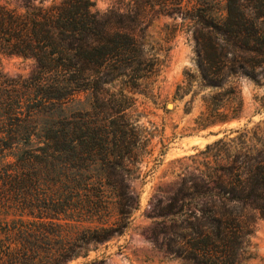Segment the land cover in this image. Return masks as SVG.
Segmentation results:
<instances>
[{"label":"trees","instance_id":"trees-1","mask_svg":"<svg viewBox=\"0 0 264 264\" xmlns=\"http://www.w3.org/2000/svg\"><path fill=\"white\" fill-rule=\"evenodd\" d=\"M128 1L133 9L111 13L190 20L203 84L219 87L241 74L264 80V0H219L220 16L211 0ZM103 15L93 0L25 4L23 11L0 4V54L35 63L24 80L0 69V189L6 187L21 214L35 220L23 230L0 222L6 234L0 264H66L85 257L90 245L121 235L137 208L138 195L127 192L135 144L124 108L111 107L96 121L89 101L101 99L99 84L128 77L144 62L143 45L133 29L113 30ZM82 92L89 96L85 109L77 99ZM210 110L202 127L238 117V108ZM251 155L235 168L232 183L225 179L229 167L221 166L219 191L208 196L220 204L207 208L204 229L189 241L195 264H241L245 222L233 207L248 206L264 217V145ZM67 220L96 224L68 236L61 222Z\"/></svg>","mask_w":264,"mask_h":264},{"label":"rangeland","instance_id":"rangeland-1","mask_svg":"<svg viewBox=\"0 0 264 264\" xmlns=\"http://www.w3.org/2000/svg\"><path fill=\"white\" fill-rule=\"evenodd\" d=\"M57 1L0 0V4L23 11L25 4L48 6ZM93 1L99 13L105 14L108 27L133 29L143 45L144 62L132 66L128 77L99 84L101 99L89 101L93 104L90 115L96 121L107 116L111 107L112 111L118 105L124 108L135 144L128 159L127 192L138 195V205L121 235L90 245L87 256L66 264H195L189 241L204 229L207 208L220 204L208 196L219 191L221 166L229 167L225 179L232 183L235 168L250 161L254 149L264 145V80L241 74L219 87L205 85L196 63L190 20L180 14L118 17L111 10H131L132 1ZM209 5L215 15L222 14L219 0ZM34 68L30 58L0 54V69L9 78L27 79ZM88 98L79 93V108H86L82 105L86 106ZM220 105L230 111L238 108V117L202 127L201 118ZM17 207L14 195L2 187L0 222L13 230L31 228L35 220ZM233 208L245 222L241 264H264V217L248 206ZM61 222L68 236L82 226L96 224ZM5 235L0 234V239Z\"/></svg>","mask_w":264,"mask_h":264}]
</instances>
